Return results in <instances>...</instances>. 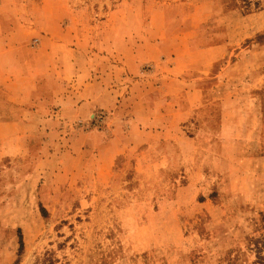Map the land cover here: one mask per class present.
I'll use <instances>...</instances> for the list:
<instances>
[{
  "label": "rangeland",
  "instance_id": "1",
  "mask_svg": "<svg viewBox=\"0 0 264 264\" xmlns=\"http://www.w3.org/2000/svg\"><path fill=\"white\" fill-rule=\"evenodd\" d=\"M144 15L148 33L190 42L176 73L197 86L162 135L137 116L155 91L108 107L122 75L100 77ZM263 35L264 0H0V80L40 71L47 97L12 123L0 90V264H264ZM114 128L122 151L106 159L88 132Z\"/></svg>",
  "mask_w": 264,
  "mask_h": 264
},
{
  "label": "crops",
  "instance_id": "2",
  "mask_svg": "<svg viewBox=\"0 0 264 264\" xmlns=\"http://www.w3.org/2000/svg\"><path fill=\"white\" fill-rule=\"evenodd\" d=\"M142 22L144 24L146 23L145 27L138 33L131 32L128 33V36L126 35L127 37L124 36L122 38V42L119 43V47H111L110 53H108L110 55L105 56L104 52V54H102L103 56L100 54V59L98 60V62L100 61V77L105 79V76L109 74H120L119 76L122 75V78L120 79L121 85L118 83L109 84L106 89L109 94L107 101L110 105H108V107H116V109L120 108L126 101L137 96L141 97V101L145 102L146 97H148L151 92L155 91V99L157 101L161 100V103L152 109L153 113L151 114L145 111L146 106L145 104H142L144 111H139L137 116L142 117L140 122H143L144 128H146L145 126H149L151 128L155 127V134L162 135L166 132V130L163 131L164 120H166L165 127L171 128L175 126V120L179 118H188L190 115L189 112L192 111L187 108V105H185L184 102H186L185 98L189 92L197 87L195 86L196 82H193L194 79L191 78L189 79L183 76L180 78L178 77V73H176V70L180 69L179 64L183 59V54L188 52V48L186 47H189L190 42L181 43V41H179V43H181L180 45L168 44V41L164 40V38L167 36L171 37L170 34L173 32L166 33L162 31L161 35H153L152 33H148L146 29V26L148 23H151L152 20H145L144 15ZM156 22H162V25L166 24L169 29L172 24V20L170 18L168 19L164 16L161 17V15L157 16ZM188 41L190 40L188 39ZM153 53L154 55H158L156 61L157 63H161L164 68L159 70V67H156L157 64L155 65L154 63L155 71L153 77L158 79H153L151 82L147 78L149 72H146L143 66L145 63L152 60L147 56ZM114 56H117L119 59ZM168 58L174 60L172 66H166L165 62ZM11 62L13 65L19 63L22 64L20 60L13 61L12 59ZM28 63L29 62H26L24 64ZM8 64L10 65L9 61ZM72 64L73 63L68 60L65 63L66 74H69L68 68L70 70L73 68ZM108 65H111L112 67H109ZM35 72L32 76L28 73V71L23 72L24 74L12 73L9 74L7 78L0 80V90L4 93V96L6 95L4 98L5 114L3 113L2 115L11 118L12 123H26L24 118H21V114L40 111L41 104L38 102L47 98L46 95H42L44 86L39 83V86L41 85L39 90V88H37V82L34 78V75L40 74V71ZM125 75L127 77H123ZM137 75H139V78H137ZM12 86L20 87V91H13L14 89L11 88ZM82 102L85 103L86 101L84 100ZM171 103H174L175 105H168ZM176 104L178 105L176 106ZM183 105L185 106L183 107ZM129 107L131 108V106ZM78 108L81 109L82 107L78 106ZM87 108L86 114L91 115V108ZM8 111L13 112L16 115L13 113L10 114ZM90 115H88V117ZM134 122L135 120H130L131 125L134 124ZM159 127H161V129H159ZM117 130L118 129L116 128L111 129L108 134H112L108 136L106 130L91 129V131L89 130L90 132H88L92 135L91 145L92 142L97 143L99 154L105 152L104 157H106V159H111L122 151V141H120L118 137ZM151 132H153V130H151ZM146 133H150V131ZM102 162H104L102 167L106 166V172L109 165H111V162H107L106 160H102Z\"/></svg>",
  "mask_w": 264,
  "mask_h": 264
},
{
  "label": "built area",
  "instance_id": "3",
  "mask_svg": "<svg viewBox=\"0 0 264 264\" xmlns=\"http://www.w3.org/2000/svg\"><path fill=\"white\" fill-rule=\"evenodd\" d=\"M104 121V118L102 115H97L94 119H93V123H97V124H101Z\"/></svg>",
  "mask_w": 264,
  "mask_h": 264
},
{
  "label": "trees",
  "instance_id": "4",
  "mask_svg": "<svg viewBox=\"0 0 264 264\" xmlns=\"http://www.w3.org/2000/svg\"><path fill=\"white\" fill-rule=\"evenodd\" d=\"M263 39H264V35H263Z\"/></svg>",
  "mask_w": 264,
  "mask_h": 264
}]
</instances>
